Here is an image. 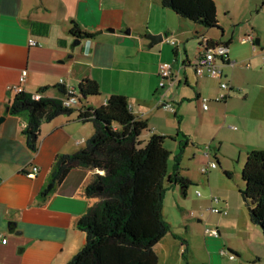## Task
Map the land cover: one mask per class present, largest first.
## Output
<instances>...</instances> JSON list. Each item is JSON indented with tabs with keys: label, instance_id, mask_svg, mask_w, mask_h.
<instances>
[{
	"label": "crops",
	"instance_id": "1",
	"mask_svg": "<svg viewBox=\"0 0 264 264\" xmlns=\"http://www.w3.org/2000/svg\"><path fill=\"white\" fill-rule=\"evenodd\" d=\"M214 1L218 14V1ZM220 1L225 17H229L218 20L223 35L177 15L161 0H0V118L5 117L0 123V232L8 239L0 243V264H69L86 241L77 223L94 203L82 194L95 172L87 168L71 169L59 185L45 192L55 160L84 147L94 125L80 121L77 113L59 116L41 125L33 150L23 133L26 116L8 113L16 96L10 86L24 71L25 91L37 93L48 87L41 95L58 99L64 97L62 82L78 89L84 79L96 81L100 95L87 97V104L94 109L103 107L114 93L125 94L134 113L149 122L141 135L143 141L154 134L171 136L175 132L168 111L178 120L176 133L180 135L182 121L193 110L198 117L196 134L202 137L201 142L217 143L223 158L217 152L213 157L226 175H233L229 169L232 162L240 163L251 150L264 148V0ZM73 22L95 37L76 44L77 38L71 34ZM149 33H162L164 39L149 47V40L143 38ZM248 35L258 43L243 41ZM199 36L203 43L206 38L229 47L222 79L230 89L223 102L214 100L222 79L195 73L203 45L194 58L187 52L190 39ZM31 38L41 46L31 47ZM161 62L171 63L176 77L164 97H175L173 110L160 103L165 91L159 86ZM205 97L210 99L207 110L202 107ZM201 124H205L202 129ZM183 136L189 137L187 147L194 144L191 131L186 130ZM208 144L205 155L213 161ZM226 144L229 147L224 150ZM34 166L38 171L34 172ZM219 204L227 209L224 200ZM249 218L241 229L249 238L246 250L252 259L262 260L264 235ZM168 235L154 247L159 263L168 254ZM172 235L176 246L177 237ZM204 250L205 264H245L250 260L231 238L220 233L205 238ZM230 254L235 257L231 259Z\"/></svg>",
	"mask_w": 264,
	"mask_h": 264
},
{
	"label": "trees",
	"instance_id": "2",
	"mask_svg": "<svg viewBox=\"0 0 264 264\" xmlns=\"http://www.w3.org/2000/svg\"><path fill=\"white\" fill-rule=\"evenodd\" d=\"M161 1L177 15L223 35L214 0ZM71 34L77 39L95 37V33L81 30L77 22H73ZM204 40L205 51L227 45ZM60 89L64 94L62 99L42 96L48 87L37 93H16L8 113L26 116L23 133L33 150L36 144L31 142L30 135L35 134L37 139L41 125L59 116L77 113L80 121L94 125V133L84 147L59 156L51 170L50 180L54 185H59L73 168L95 171L82 188V194L94 199V203L77 223L86 241L69 264H159L154 247L171 231L163 214L167 184L180 186L184 194L192 185L190 179L181 175L179 157L173 171L170 169L172 151L166 142L175 137L154 134L147 141L141 140L149 122L134 113L123 93L110 95L101 108L90 107L87 97L96 98L101 93L94 80L84 79L78 89L65 84ZM35 94L41 95L38 100ZM70 96L77 97V105L64 104L63 99ZM182 142L186 148L189 137L183 136ZM242 180L246 185L242 195L250 201L251 220L264 235V148L248 152Z\"/></svg>",
	"mask_w": 264,
	"mask_h": 264
},
{
	"label": "rangeland",
	"instance_id": "3",
	"mask_svg": "<svg viewBox=\"0 0 264 264\" xmlns=\"http://www.w3.org/2000/svg\"><path fill=\"white\" fill-rule=\"evenodd\" d=\"M217 1L220 8L217 19L227 21L229 17H225L223 4L220 0ZM201 45L204 46L202 37L190 39L187 49L190 57L194 58L198 55ZM169 47L171 50L174 48L171 45ZM175 107L177 109L176 105ZM168 112L173 124H176L175 132L171 135L175 139L166 142V147L172 151L170 169L173 171L175 160L179 157L178 163L181 175L190 179L192 185L184 194L180 186H169L167 184L168 189L164 200L163 214L171 226V231L166 239L168 254L166 258L163 256L159 264H205L204 240L211 235L213 230H217L222 236H228L234 241V245L240 249L241 253H244L246 258L250 259L246 260L245 264H264V256L262 260L251 258L250 251L246 250L249 247V238L241 230L244 221L249 220L250 222V201H246L242 195L246 188L242 180V169L246 164V159L243 158L244 160L242 159L240 163L232 162L229 167L233 171L231 177L226 175L221 165L212 170L209 175H206L202 171L204 166L210 162L205 155L206 150H208L206 145L210 143L212 146L211 160L213 161H216L213 157L215 152L219 154L221 159L223 158V152L221 150L217 151L218 145L216 142L211 140L207 144L201 142L202 137L200 138L196 134L198 117L193 110L191 116H186L182 121L180 125L181 134L178 136L176 133L179 128L178 120L176 121L171 111ZM204 126L205 124H201L200 128L202 129ZM186 130L193 133L194 144L183 148V133L185 134ZM227 147L229 145L226 144L224 150H227ZM198 191L200 195H197ZM212 197L218 198V203H215L217 207H221L219 204L221 201L227 202V214H216L210 210ZM172 234L177 237L176 246H174Z\"/></svg>",
	"mask_w": 264,
	"mask_h": 264
},
{
	"label": "built area",
	"instance_id": "4",
	"mask_svg": "<svg viewBox=\"0 0 264 264\" xmlns=\"http://www.w3.org/2000/svg\"><path fill=\"white\" fill-rule=\"evenodd\" d=\"M171 44L175 45L176 42L174 40H168ZM243 41L245 42H250L252 44H255L254 37L252 35L246 36ZM29 45L31 47H40L41 43L37 41L36 39L31 38L29 40ZM206 44L204 43L202 53L199 54L197 57V60L195 62L194 68H195V73L198 77H203V76H210V77H215V78H223V70H222V65L223 61L229 60L228 58V52H229V47L227 45H217L212 49H208L205 51ZM262 57H263V64H264V50L262 52ZM160 81H159V86L161 89L165 90L160 103L163 108L173 110V101L175 100L174 96L167 97L166 100H164V97L167 96L166 92L167 90L173 86L175 83V74L173 71L172 64L169 62H161L159 64V69H158ZM26 78H27V72L24 71L21 73L19 76L18 81L10 86V89L13 90L16 93L24 92L25 91V83H26ZM62 84H64L62 82ZM220 93L214 98L215 101L217 102H223L227 99L229 96V84L227 81L223 80L220 83ZM40 94H35V99L40 98ZM64 104L67 107H72L77 105L78 99L75 96H70V97H65L64 99ZM209 98H202V107L204 110H207L209 108ZM208 153V152H207ZM206 153V154H207ZM218 167V164L216 161H210L208 164L204 166L202 171L205 174H208L212 169H215ZM34 172L38 171V167H33ZM197 195H200V192H197ZM218 198L214 197L212 200V206H211V211L213 213L217 214H227V210L223 209L221 207H217L215 203H218ZM211 234L215 237L219 236V232L217 230H213ZM8 239L7 237L0 232V243H7ZM225 250H221V254H225ZM229 257L233 259L235 256L234 254H230Z\"/></svg>",
	"mask_w": 264,
	"mask_h": 264
},
{
	"label": "water",
	"instance_id": "5",
	"mask_svg": "<svg viewBox=\"0 0 264 264\" xmlns=\"http://www.w3.org/2000/svg\"><path fill=\"white\" fill-rule=\"evenodd\" d=\"M143 38L149 40V47H153V46H155V45L161 43V42L163 41V39H164V36H163L162 33H159V34H152V33H149V34L144 35ZM255 41H256V43H258L259 40L256 38ZM80 42H81L80 39H77V40L75 41L76 44H80ZM4 119H5V117L2 116V117L0 118V123H1ZM30 139H31V142H32L33 144H36L37 139H36V135H35V134H31V135H30ZM53 187H54V183H51V184L48 186V188L45 190V192H46V193L50 192V191L53 189ZM243 197H244V195H243Z\"/></svg>",
	"mask_w": 264,
	"mask_h": 264
}]
</instances>
